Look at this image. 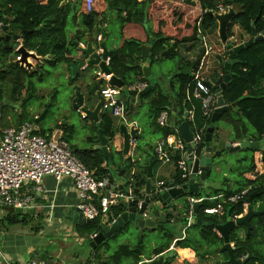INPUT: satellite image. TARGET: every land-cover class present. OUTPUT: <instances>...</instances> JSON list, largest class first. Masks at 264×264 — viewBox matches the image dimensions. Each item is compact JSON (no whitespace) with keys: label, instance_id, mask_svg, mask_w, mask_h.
Masks as SVG:
<instances>
[{"label":"trees","instance_id":"trees-1","mask_svg":"<svg viewBox=\"0 0 264 264\" xmlns=\"http://www.w3.org/2000/svg\"><path fill=\"white\" fill-rule=\"evenodd\" d=\"M184 1L91 0L90 11L93 13L88 15L86 0H77L79 8L74 7L71 3L64 4V0H0V20L5 23V27L1 32L3 34L2 44H0V103L4 100L7 101V105L0 107V120H2L3 115L9 114L10 119L16 123L21 121V124L26 120L35 121L34 116L31 117V120L26 117L27 113L24 111L17 114L13 104L18 103L29 92L32 95L35 94L36 83L45 81L46 75L49 74V70L45 66L55 68L58 63L70 64L76 60L70 49L72 39H69L67 35V23L71 13L72 18L80 16L84 24V30L77 29L75 35L83 36L87 32L88 36H92L88 40L94 41L97 37V30L93 33L94 27L102 25V21L106 20L104 16L102 20L98 21L96 15H105L109 10H112L120 18L121 39L120 46L110 55L108 65L111 72L123 79L127 85L136 82L152 84V88L140 96V101H147L148 124L157 129L163 139L174 133V129L170 126L161 127L157 123L161 111H167L168 117H170L168 107L171 103L169 97L173 95L179 104L184 103L186 110H192V118L188 121L191 131L194 134L200 133L203 135L210 125V119L203 117L200 102L191 95L193 76L180 72L172 75L167 83L170 91L167 92V89L161 86L162 83L158 81L151 82V76H144L139 63L141 60L140 46L142 44L150 45L146 62L151 66L162 60L176 59L181 67L184 63V57L181 55L180 47L190 43L189 48L191 50L192 45L198 43L201 39V35H208L217 31L218 25L214 14L219 11V6L226 7L229 1L238 8V11L228 24V37L233 36L235 26L240 29L242 34L250 35L252 28H254L257 34L264 36V0H192L195 1V4H188ZM121 5L130 11L131 20L129 22L125 20V16H122L123 13L119 9ZM194 25L201 32V35L199 34L200 39L198 38L193 42H182L181 38L190 35ZM24 32L26 34L22 35ZM6 35H22L23 46L27 50H32L37 55L42 56V65H36V69L32 72L20 67L17 62H14L15 53L4 47L9 43ZM204 54L205 49L200 47L196 59L200 60ZM47 55L52 57L44 58ZM228 55V52L225 51L224 58H221L223 64L229 61ZM229 62L230 79L223 90V98L226 104L237 102L242 115L239 117V125L236 117L229 113V115H222V119L231 127L235 138H238V129L240 138L241 134H246L248 126L251 125L256 131L254 138L261 139L263 137L262 121L264 120V38L239 51L236 58ZM197 69L196 67L195 71ZM223 78L224 71L216 80V85H219ZM100 82L103 85L105 84L103 80ZM212 91L215 92L213 89ZM119 104L120 102H117V105ZM131 106V102L128 99L125 100L124 109L130 111ZM84 119L87 118L84 117ZM88 120L89 123L85 126L88 131L85 138L87 145L82 148H77L76 145L72 144L74 125H67L63 128L60 125H55L48 130H41L40 133L44 135L53 132L55 128L61 129L63 132L62 137L69 144L73 154L92 171L96 179H106L108 186H114V179L122 171L121 178L124 179V189L127 192L131 189V196L135 197L137 201L141 200V190L146 181L145 166L149 163L150 158L154 159L156 156L153 154V147L149 145L150 151L148 150L147 157L144 160L128 156L123 164L121 151L117 152L111 143L118 131L113 110H103L99 115L98 124L90 119ZM2 127L6 126L2 125ZM98 128L102 130L103 135L108 139V157L101 150L93 148ZM142 137L139 138L142 139ZM202 146L201 142L195 149V155L200 156ZM134 149L137 151L142 149L140 142H137ZM253 151H258V149ZM167 154L175 166L172 183L181 185L186 180L181 179V171L177 167L180 154L177 151L171 152L170 150H167ZM262 161L264 162V151ZM133 169L134 172L130 174ZM255 169V160L252 156L246 170L239 171L234 188L226 187L222 198L210 199L213 195H217V191L214 189L205 196L187 195V197L202 198V207L196 214L194 222L187 228L188 233L189 228L195 229L199 233L200 240L198 246H192L186 240L178 241L176 246L191 247L196 256L199 257V262L204 264L207 262V255L217 253L222 245V238L214 230L217 223L223 222L227 216L235 217L242 214L244 199L253 192L258 193L253 198V206L257 205L259 210L264 209V184L249 177L253 174L256 175ZM114 188L118 189L115 186ZM230 197L238 198L236 201H229L228 198ZM217 205L222 207L221 215L204 213V208L216 207ZM122 209L123 200L110 208L108 218L111 219L117 216ZM184 209L188 210L187 204ZM8 210L7 215L0 219V229L14 225L30 226L31 221H28L26 214L16 209L13 212L12 209ZM179 213L178 218L182 221V224H188L189 221L186 222V218L181 216V211ZM167 218L169 219L170 215H167ZM253 220L251 221L249 235L245 236L244 240L239 243L240 250L237 256L246 257L250 252L252 256L243 264H264V215L260 219L254 218ZM41 228L40 226H34L31 230L37 232ZM100 228L101 220L99 216L81 230L89 236ZM159 230L162 232L161 237L165 242L155 248L153 254L164 253L163 264H171L173 255L171 251L166 250L169 248L174 234L165 228ZM237 236V233L232 234L230 241L235 240ZM143 244L144 242L141 240L135 248L141 251ZM204 246H206V249H204ZM127 257L134 259L131 264H138L139 257L134 248L128 244H122L105 258L102 264H120ZM39 258L46 260V253L41 254ZM94 258L98 260L97 256H94ZM223 264L229 263L223 262Z\"/></svg>","mask_w":264,"mask_h":264},{"label":"water","instance_id":"water-1","mask_svg":"<svg viewBox=\"0 0 264 264\" xmlns=\"http://www.w3.org/2000/svg\"><path fill=\"white\" fill-rule=\"evenodd\" d=\"M185 3L195 4V1L185 0ZM232 6V7H231ZM232 5L231 2H228L227 11L217 12L215 13V18L217 21V33L220 42L223 46H225L226 51L228 52V60H233L236 58L237 53L244 48L249 47L253 42L263 39L264 36L262 34H257L255 29L252 28L251 34L248 39L244 40V37L241 35L238 43H230L228 42V34L227 28L230 21L233 19L234 15L238 11V8ZM119 9L125 14V19L127 22L131 20L130 11L126 10L125 7L119 6ZM93 12L89 11L88 15H91ZM97 32H99V39L95 41H89L92 36H88L86 38V43L80 45V37L77 36L76 39L72 42L73 47L76 49V58H77V68L87 69L90 67L98 68L97 71L102 73L105 76H109L107 80L100 79V81H105V85L116 87L120 90L126 92L128 96H133L137 100L140 96L151 89V85L146 86L141 90L130 89L127 84H125L124 80L115 76L110 68H109V58L113 52V49L108 48L105 45V36L106 32L103 31L101 25L97 26ZM26 32L22 33L25 35ZM22 35H6V38L9 40V43L4 47L7 49L15 51L20 59L14 62H17L20 67L26 69L29 72H32L36 69V66L33 64V61H36L39 66H41L40 59L41 56H37L34 51L27 50L23 44H20L15 50V42L19 41ZM88 35V34H87ZM199 38V32L197 30V26L194 25L192 29V33L188 36H184L181 38L182 42H192L196 41ZM2 41V36H0V44ZM141 58L146 61L149 55V46L142 44L140 46ZM44 58H47L44 57ZM108 59V60H107ZM226 61L223 67L224 78L222 82L213 86L208 80H206V84L208 87L212 88L216 91V106L217 108L214 110L210 117V126H208L204 132L203 140H202V149L200 152V156L195 155V143L193 142L194 133L191 131L186 117L188 116V112L185 111L184 115L178 118L176 115L173 118H167V123L170 127L175 128L181 138L185 142L186 152L184 157L189 162V167L191 168V176L185 182H183L180 187H174L172 183H167V189L160 191L156 195H153L151 192L152 183V165L153 161H149L146 167V181L144 185V195H142V200L140 204L135 197H132L127 193L122 184L117 186L118 190L125 198L123 201V209L122 211L115 217L111 219L108 218L101 223V228L95 232L96 235L92 238L87 236L88 246L91 249H94L96 245L103 242L105 239L111 238L116 234H127L131 235L134 232L139 233L140 235H144L146 232H154L156 228H166V224L169 223L167 218V212L170 209L171 211L175 210L177 207V202L181 201L187 195L196 194L208 195L211 193L213 184L215 180L217 181L218 177L223 173L226 167H232L233 161L228 159L229 155H237L239 150L246 147H257L258 142L249 141L245 139L244 135L241 134L240 141H238L235 145L232 144L231 138H226L224 136V125H227V122L222 121V115L231 114L232 108L235 106V103L226 104L223 98V90L226 87L227 82L230 79L229 69L230 62ZM199 64V61H195L192 66H185L182 69V74L190 75L191 69L195 68ZM141 68L144 72V76L148 77L149 69L147 66H143ZM90 71V70H89ZM95 76L96 71L94 72ZM94 75L86 72L83 74L81 81L89 83L90 80L94 79ZM101 83V82H100ZM100 85L103 86L101 83ZM95 87L93 86L90 90L89 95H94L93 98L86 99L81 91L76 89L74 91V97L72 99V108L76 111L80 112L83 117L91 119L94 123L99 122V115L102 112L101 107L104 102V98L100 93V89L93 94ZM31 93H28L26 97H23L18 103L14 105L16 109H19L30 97ZM116 99H119V94L115 96ZM173 101H176L172 98ZM175 104L173 103L171 106V110L175 111ZM169 109V107H168ZM45 112L40 114L39 117L35 118V122L38 123L40 119L44 116ZM232 115V114H231ZM233 116V115H232ZM225 123V124H224ZM223 124V125H222ZM262 134L264 136V120L262 122ZM119 134L122 137V147L121 152L124 156L123 164L126 162V157L129 155L130 149L132 147V143H136L139 137L138 129L135 125L126 126L125 123H122L118 127ZM233 137H235L234 132H232ZM96 142L98 143L94 149L101 150L106 157L109 156V148H108V139L103 135V132L100 128L97 130V138ZM236 162L238 160L235 159ZM122 174V171L119 172ZM257 192L250 193L244 199V210L241 216L230 217L227 216L223 222L217 223L214 226L215 232L222 238V246L219 248V252H227L229 255V261L234 262L235 259L233 257V247L231 242L229 241V234L235 230L236 228L244 227L247 235L250 233L251 229V220L252 218L259 219L264 215V209L259 210L255 206H253L252 201ZM202 201V200H201ZM196 201L192 204V220L190 223H193V220L198 213L199 209L202 207V202ZM178 209L181 206L177 207ZM66 218L72 225L83 226L85 224H89L91 221L86 219L82 212L78 210L77 207L73 206L69 208L68 214ZM185 240L196 244V241L190 237L189 235H185ZM136 253L139 257V264H163L164 257L163 255H159L156 259L151 261H146L142 256L140 251L136 250ZM173 256H177V253L174 252ZM251 257V253L241 262L245 263ZM239 264V263H237Z\"/></svg>","mask_w":264,"mask_h":264},{"label":"crops","instance_id":"crops-1","mask_svg":"<svg viewBox=\"0 0 264 264\" xmlns=\"http://www.w3.org/2000/svg\"><path fill=\"white\" fill-rule=\"evenodd\" d=\"M138 1H141V0H138ZM66 3H71V4H73L74 7H76V8L78 7L77 0H64V4H66ZM222 7H223V10H222L223 12L225 10L227 11V9H226L227 6L226 7L222 6ZM222 11H219V12H222ZM69 16H71V18H72V13ZM104 16H105L106 20L102 21L101 27H102L103 31L106 32V36H105V40H104V42H106L109 35H111V33H112L109 30L110 23L111 22L118 23L119 32H120L121 24H120L119 16H117L116 13L112 10H109L105 15H101V14L96 15V20L100 21L103 19ZM122 16H125V14L123 13ZM72 20L74 22V28H73V30L67 32L68 38L72 39V42H73L76 39V37L79 36L80 37V44H85L86 42L84 39H86L88 37L87 32H85V34L83 36L75 35V32L77 29L84 30V24L82 23V18L80 16H77L76 18H72ZM97 26L98 25H96L94 27L93 33L96 32L95 30H97ZM198 32L201 35V32L199 30H198ZM2 35L3 34L0 33V36H2ZM212 35L213 34L201 35L202 36L201 39L199 38L200 40L198 41V43H195L194 45H192L193 48L191 50L189 48L191 46L190 43L189 44L187 43V44L182 45L180 47L181 55L184 57V63L181 65V67H180V65L176 59L175 60L174 59L162 60L161 62L151 66L149 63H147L146 61H144L141 58L139 63L142 64L143 66H147V68L149 69L148 77L151 76V82H157L158 81L159 83H162L163 85H161V86H163L165 89H167V92H168V91H170V88H168L167 83H168L170 77L172 75L178 73V72L182 73V69L185 66H188V67L192 66L193 63L195 61H197L196 54H197L198 50L200 49V47H203L205 49V54L200 60H198L199 64L197 66H195V68L196 67L198 68L197 69L198 72L204 73V75L202 76L203 78L208 80L213 86H217L216 80L218 79L220 74L223 73L224 64H223V61L221 58H224V53H225L226 49H225V46H223L222 43L220 42L217 31H216V38H215L217 40V46L216 47L212 46L210 44L211 41L209 39V36H212ZM241 35L244 37V40L248 39L250 36V35L242 34V32L239 29V39H240ZM83 37H84V39H83ZM98 37H99V32H97V39H98ZM236 38H238V37H236ZM120 39H121V37L119 36L117 44L112 43L110 46H107V47L111 48V49H113V51H115V49L120 46ZM228 39H229V37H228ZM239 39H237V40H239ZM19 42H20V44H22V38L19 39ZM228 42L232 43L229 40H228ZM145 45L149 46V51H150V45L149 44H145ZM70 49H71V52H72V54L76 60L74 59L75 61L70 63V64H65L63 62L60 64H62V66H63V69H62L63 75L69 81L68 84L74 85V88H73L74 91L76 89L81 91L79 89L80 87L77 86L80 83L82 86L88 85L90 83V82L87 83V82L81 81L83 74L86 72L89 73L90 69H93L91 75H94L93 77H94L95 81L102 79L100 77L95 76V73H93V72L98 70V68H96V67H93V68L89 67L88 71H87V69L77 68L76 49L73 47V45L71 46ZM29 51H32V50H29ZM37 56L39 57V55H37ZM44 57H46V56H44ZM51 57L52 56L47 55V58H51ZM170 60L176 61L174 63L176 66L174 67L172 72H169L167 74V77L164 79L163 77L165 76V74H163L162 70L158 67L161 66L162 62L170 61ZM32 62L35 66L38 65L36 61L32 60ZM40 62L42 64V59H40ZM188 63H191V64H188ZM195 68L191 69V73H193V74L195 73L194 72ZM163 69L166 70V68H163ZM143 74H144V72H143ZM75 84H77V85H75ZM139 85H143V87H141L140 89H137V87ZM148 85H151V88H152V84H148L146 82L145 83L144 82H136V83H133L131 85H128V87L130 89L141 90ZM131 87H134V88H131ZM74 91L72 94L73 97H74ZM121 91H123V90L119 89V99H117V101L120 102L119 106L121 107V114L114 115V117H116L117 127H119V125L122 123H125L126 126H128V127L133 124L138 129L139 137L143 136L142 139H140L138 137V140L136 141L135 144L132 143V147L130 149L128 156H133V157H137L138 159L144 160L147 157L146 153L149 150V145L153 147V154L156 155L155 154V147L157 146V144L161 140H164L165 138L163 139L161 137L159 131L157 129H154L153 127H151L148 124V122H149L148 108H147V122H146L147 124H146V127L148 125V129H150V131H147V132L144 131V128L142 126V122L137 117V114H136L137 113V107L139 106L138 103L139 104L145 103L147 105V101L146 100L140 101V98L137 100L133 96H128L125 91H123V92H121ZM215 94H216V91H215ZM171 96H172V98H174L176 100L175 96L170 95V97H169V101L171 103L169 106L170 117H168V118L172 119L173 116H175V115L178 118H180L184 115V112L187 111L188 116L186 117V120H187V122L189 120H191L192 115H193L192 110H190V111L186 110L184 108V103L179 104L177 102V100L173 101V99H171ZM127 97H133V98L129 99ZM127 99L132 104L130 111L124 109V102ZM173 103L176 106L175 111L171 110V106ZM233 103H235V106L232 108L231 114L236 117V115L238 113V104H237V102H233ZM70 104H71V99H70ZM15 111L17 114L21 113L20 110H15ZM161 112H163V111H161ZM167 114H168V112H167ZM241 115H242L241 111L239 110V117H241ZM7 119H10L8 115H7ZM84 120H85V124H84V127H85L86 125H88L89 120H88V118L84 119ZM221 120L224 121L223 119H221ZM26 121H29V120H26ZM20 122L21 121H18V123L14 122L15 125L11 124V125H8L6 127H18L19 125H16V124H20ZM33 122H35V121H33ZM67 123H69L68 119H66V121H64L62 124H59V125L61 127L62 126L64 127L65 125L67 126ZM35 124H37V123L35 122ZM35 127H36V125H35ZM173 129H175V128H173ZM37 130L39 132L41 131L38 128H37ZM53 131H55V129ZM223 131H224V136L226 138H231L233 145H235L238 141H240V138L238 139V138L231 136V135H233V133H232L233 131H232L231 127L228 126V124L226 126L224 125ZM157 134H159L158 135L159 137L156 138L155 136ZM87 135H88V133L86 134L85 138L87 137ZM149 135H153L154 139L151 140V136H149ZM243 135H244L245 139H248L249 141H253V142H258L259 145L257 147H255V146L246 147V148L239 150V152L237 154V156H238L237 163L239 164V161L240 162H242V161L248 162V164L246 165L248 167L249 160L251 159L252 156H254L255 165H256V169H255L256 175L253 174V175H250L249 177L253 180L261 181L264 184V162L262 161V153L264 151V136L262 134L263 137L261 139H255L254 137L256 136V131L251 125L248 126V130H246V134H243ZM73 139H75V137ZM94 142L95 143L93 145V148L98 144L96 142V139L94 140ZM137 142H140V145L142 147V149L139 151L134 149ZM111 143L117 152L121 151L122 137L119 134V131H117V133L113 137V140L111 141ZM82 144L83 145L79 146V142H77V144H73V145L78 146V148L85 147L87 145L86 139H84V142H82ZM254 149H258V151L254 152L253 151ZM171 152H174V151H171ZM240 153H242V156L239 158ZM123 158H124V156H123ZM149 160L153 161L152 171H151V173H152L151 192L153 195H155L154 191L156 189V183L158 181H164L165 183H172L173 175L175 173V166L170 161L169 156H168V158H160L158 155H156L154 157V159L150 158ZM149 160H148V162H149ZM246 168L243 170H246ZM228 170L231 171L232 167L228 168ZM243 170H241V171H243ZM133 172H134V169L132 170V172L130 174H132ZM121 175L122 174H118L117 178L114 179V186L115 187H117L119 184L124 185V179L121 178ZM226 176L227 175H226L225 171H223L222 179H221L222 182L219 184L220 187H214L213 188L214 190L217 191V195H213L212 198H210V199L222 198L224 196V190L226 189V187L232 188V189L234 188L236 181H234V185H233V182H231L230 178L228 176L227 177ZM24 189L31 196V200L29 202L28 207L25 210H20V211L23 214H26L28 216V221H31L30 225L40 226L42 228L37 232L32 231L31 228H29L27 234L24 233L25 234L24 238L26 240V244L24 245L23 252H22V255H24V256H22V258L19 257L20 258L19 261H17L15 259L14 262H26V261H29L33 258H39L41 254L46 253L47 258H51V260H49V261L53 264H102V261L110 255L107 251H104V252L100 251V249L102 248L103 242H104L103 241L100 244L96 245V247L94 249L90 248V253H89V256L87 257L88 259H85V260L79 259V260H76L75 262L70 261V259L72 258L71 256L73 254V249H72L73 245L70 242H68L69 245H67V241L74 240L73 242H75V241H78L79 238H83V237L85 238L88 236L87 233H85V232H83V230H81V228L85 227L87 224H85L83 226L72 225L70 223V221H68L66 218V215L68 214L69 208L73 207V206L76 207V205L79 202L77 192H76L75 187L73 185V182L70 178L62 177L59 180H55L54 178H52L50 176H44V177H42L39 184H35L33 182H28L24 186ZM141 192H142V195H144V187L141 190ZM127 193L129 195H131L132 194L131 189H129ZM122 200L124 201L125 198H123ZM195 200H197L199 202L202 200V198H195ZM184 201H185V205L186 204L188 205V197H185ZM257 204H259V202H257ZM185 205L180 203V201H179V202H177V207L181 206L180 209H178L176 207L175 210L171 211L169 209L167 212V215H170V218L173 217L175 220L174 221L175 223H171L170 225H172V227L178 228L180 233L177 235H174V238L172 239L171 243L169 244V248L166 251H171L172 255L174 252L177 253L176 257L173 256V261L171 262V264H203V263L199 262V257L196 256L195 251L191 247L176 246V243L178 241L185 240L184 239L185 235H189L190 237H192L196 241V244H193L192 242L188 241L192 246H198V241L200 240L199 233L195 229L189 228V233L187 231V228L190 227L192 224V223H190V221L192 220V216L190 218H188L189 219L188 224H182V221H180L179 218L176 219L177 216H175V215L177 213L180 215L179 212L181 211V216H184L186 218V222H187V217L185 216V215H187L186 214L187 210L184 209ZM256 207H257V205H256ZM13 210H15V209H13ZM13 210H12V212H13ZM8 212H9L8 209L7 210H5V209L0 210V219L3 216L7 215ZM216 215H221V214L217 213ZM106 219H107V217L101 216L100 217L101 223L104 222ZM193 222H194V220H193ZM159 229L160 228L155 229V231L159 232L158 235L155 236L154 239L149 240V245H146L144 243L143 244L144 246H143L141 251L139 249L135 248V246L139 242H135L133 244L127 242L124 244H128L131 247H133L135 252H136V250L140 251V253L145 258L146 261H151L153 259H156L159 255L164 254V253H161L159 255L153 254V251L155 250V248H157L159 245H161L165 242L163 240V238L161 237L162 232ZM162 229H164V228H162ZM165 229L169 230L167 228H165ZM195 231L198 233V235L196 233H194ZM3 232H5L7 234L9 232V230H4ZM12 234H13V237L5 238L4 234L2 233L3 237H1V239L4 238L3 241L6 244L7 243L13 244V239L16 237L15 238V240H16L17 237L21 234L19 232H17L16 230L14 232H12ZM116 236H119V234H116L112 238H115ZM30 237L37 238L38 241L31 240ZM55 238H61L60 241H62V242L56 243ZM9 239H10V241L8 242ZM125 240H127V239H125ZM204 249H206V246H204ZM12 255H15V254L12 253ZM94 256H97L98 260H96L94 258ZM4 257H6V256L4 255ZM124 260H126V264H131L132 262H134V259L132 257H127ZM138 264H139V259H138ZM204 264H207V262H205Z\"/></svg>","mask_w":264,"mask_h":264},{"label":"built area","instance_id":"built-area-1","mask_svg":"<svg viewBox=\"0 0 264 264\" xmlns=\"http://www.w3.org/2000/svg\"><path fill=\"white\" fill-rule=\"evenodd\" d=\"M86 8L88 11L91 10V0H86ZM218 8L219 11L223 10L222 6ZM4 27L5 23L0 20V33ZM229 41L233 44L238 43L233 36L229 37ZM19 45V41L15 42L14 50ZM14 53V61L19 60L20 56L15 51ZM194 72V74L192 73L193 87L191 95L200 102L203 117L210 119L217 108L216 94L212 91V88L207 86L206 79L200 76V72L198 70ZM96 75L104 80L109 78V76H105L99 71H96ZM141 87L143 85H139L137 89ZM100 93L104 98L101 110L111 109L113 115L121 114V107L117 105L118 101L115 98L119 94V89L104 85L101 86ZM167 118V112H161L157 118L158 125L161 127L169 126ZM202 136L200 133L194 134L195 149L202 142ZM167 150L177 151L180 154L177 167L181 171V179L187 180L190 178L191 168L184 157L186 152L185 142L176 129H174V133L157 144L155 154L160 158H168ZM44 176H50L55 180L62 177L70 178L79 198L76 207L90 221L99 216L107 217L110 208L122 202L124 198L118 189L107 185L106 179H96L93 176L92 171L73 154L69 144L63 139L59 131L43 135L37 130L34 122L31 121H24L18 127H2L0 124V210H25L29 205L31 196L25 191L24 186L28 182L39 184ZM173 186L180 187V185ZM165 189H167V183L158 181L154 194L156 195ZM237 198L230 197L228 200L236 201ZM141 200H138V204ZM196 201L195 198L188 197L187 215L184 214L187 221L192 216V204ZM203 211L209 215L222 214V207L220 205L206 207ZM175 216L178 219L179 214L177 213ZM174 221L173 217L169 218L170 223H175ZM95 235L96 233H93L89 237L92 238ZM2 264L53 263L36 258L26 262H14L2 256Z\"/></svg>","mask_w":264,"mask_h":264},{"label":"rangeland","instance_id":"rangeland-1","mask_svg":"<svg viewBox=\"0 0 264 264\" xmlns=\"http://www.w3.org/2000/svg\"><path fill=\"white\" fill-rule=\"evenodd\" d=\"M237 8V7H235ZM74 28V22L71 18V16H69L68 18V23H67V32L73 30ZM109 30L112 32L111 35H109L107 41L105 42L106 46H110L112 43L113 44H117L118 43V39L120 36V32H119V27H118V23L115 22H111L109 25ZM212 36H209L210 39V44L212 46H217V40L216 38V31L212 33ZM233 37L236 39V41L238 42L237 39H239V28L237 26H235L233 28ZM238 37V38H236ZM84 39V37H83ZM218 39V38H217ZM85 42L87 41L86 39H84ZM95 41V40H94ZM176 61H164L161 63V66H159L158 68H160L163 72V74H165V76L163 77L164 79L167 77V74L169 72H172V70L174 69V67L176 66L174 63ZM46 69L49 70V74L46 75L45 77V81L41 82V83H36V91L34 95H30V97L28 98V100L19 107V109H16L14 107L15 104H13V108L15 110H20V112L24 111L25 113H27L28 118H30V120L32 119L31 117L35 115L33 114H42L45 112L44 116L40 119V121L35 124L36 127L39 130H48L49 128H52L55 126V124L57 122L60 121V123H62V121H66V119H68L69 123H67V125H74V132L73 135L75 137V139H73L72 144H77V142H79V146L83 145L82 142H84L85 136L88 133L87 130L84 127L85 124V120L82 118V114L80 115L79 112H77L75 109H73L70 106V99L72 97L73 94V88L74 85L71 84L69 85V81L68 79L63 75L62 69L63 66L62 64L58 63V65H56L55 68H49L48 66H45ZM163 68H166V70H164ZM92 70L90 69V73L92 74ZM175 71V70H174ZM94 73V72H93ZM204 73L200 72V76H203ZM34 79V78H32ZM35 80V79H34ZM77 85V84H75ZM83 90V89H82ZM30 93V92H29ZM83 93V92H82ZM26 97V96H24ZM2 105H7V101L4 100L0 103V107ZM46 105V106H45ZM138 107H137V117L141 120L142 122V126L144 128V131H150V129H148V125L146 127V122H147V105L145 103H138ZM45 106V108H44ZM9 115V114H7ZM7 115H3L2 116V120L1 123L2 125L8 126V125H15V123L13 122V120L11 119H7ZM10 118V117H9ZM0 123V124H1ZM1 125V126H2ZM159 134H157L155 137H159ZM151 136V140L154 139L153 135H149ZM73 137V138H74ZM78 148V146H76ZM242 156V153L239 154V158ZM237 155H229L228 159H230V161H233V166H232V170H228L229 167L225 168V173L226 175L230 178L231 182H233L234 185V181H236L238 179V173L239 171L245 169L248 164V162H240L239 164L236 162L235 159H237ZM114 172V171H113ZM226 176V177H227ZM222 179V174L218 177L217 181L215 180V183L213 184L214 187H220V183ZM213 187V188H214ZM212 188V189H213ZM203 196H205V193L202 194ZM185 198L183 197L180 201V203L185 205ZM171 223H167L166 224V228L169 229L174 235L179 234V230L178 228L172 227V225H170ZM34 226L30 225V226H22V225H14V226H9L6 228H1L0 229V264H2V256H6V258H8L11 261H15V259L17 261L20 260V258H22V252H23V248L24 245L26 244V240L24 238L25 234H27L28 229L32 228ZM4 230H9V232L6 234L5 232H3ZM19 232L21 235H19L17 237V239L15 240V238L13 239V244L12 243H5L3 241L4 238L1 239L2 233L4 234L5 238H10L13 237L12 232L14 231ZM134 232L133 234H131L130 236L127 234H119V236H116L115 238H108L105 239L102 245V248L100 249V251H107L109 254H111L112 252H114L116 249H118V247L124 243H135V242H140L141 240H143V242L146 245H149V240L154 239L155 236L158 235V231L155 232H146L144 233V235H140L139 233ZM194 233H196L198 235V233L195 231ZM62 235V234H61ZM31 240H36L38 241L37 238L34 237H30ZM127 239V240H125ZM61 238H55V242L56 243H60L62 241H60ZM10 241V239L8 240V242ZM74 240L71 241H67V245H69L68 242L72 243V249H73V254H72V258L70 259L71 262H75L76 260H85L88 259L87 257L89 256L90 253V247L88 246V240L87 237H83V238H79L78 241L73 242ZM60 245V244H59ZM61 246V245H60ZM65 249V248H64ZM63 249V250H64ZM11 252H10V251ZM15 254V255H12ZM20 257V258H19ZM36 259H40V258H36ZM47 261L51 260V258H46ZM50 262V261H49ZM120 264H126V260H122V262Z\"/></svg>","mask_w":264,"mask_h":264},{"label":"flooded vegetation","instance_id":"flooded-vegetation-1","mask_svg":"<svg viewBox=\"0 0 264 264\" xmlns=\"http://www.w3.org/2000/svg\"><path fill=\"white\" fill-rule=\"evenodd\" d=\"M101 83H100V79L99 80H96L95 81V79H92V80H90V83L88 84V85H85V86H82L81 85V83L79 84V85H77L78 87H80L79 89L81 90V92H83V95L85 96V98L86 99H88L89 97L90 98H93V96L94 95H89L90 94V90L92 89V87L94 86L95 87V89H94V92H93V94H95L96 93V91L98 90V89H100L101 88V86L102 85H100ZM83 89V90H82ZM72 99H73V96H72V98H71V104H70V106L72 107ZM46 106V105H45ZM45 106H44V108H45ZM78 112V111H77ZM80 114V113H79ZM35 115V118L36 117H39L40 116V114L39 113H37V114H34ZM81 115V114H80ZM82 118H84L83 116H82ZM236 119H237V121H238V125H239V105H238V113H237V115H236ZM64 121H62V123H63ZM62 123H60V121L59 122H57L55 125H59V124H62ZM66 126V125H65ZM64 126V127H65ZM63 127V126H62ZM55 131H59L61 134H63V132H62V130L61 129H56L55 128ZM238 139H239V129H238ZM256 207V206H255ZM257 208V207H256ZM258 209V208H257ZM213 215H216V214H213ZM241 216V214L239 215V217ZM254 218H252V220L251 221H254L253 220ZM260 219V218H259ZM169 220V219H168ZM235 233H237V237H236V239L235 240H233V241H230V236L232 235V234H235ZM249 235V234H248ZM247 235V233H246V231H245V228L244 227H241V228H237V230H233L230 234H229V241L231 242V245H232V247H233V257H234V259H235V264H237V263H239V264H243V263H241L248 255H249V253H248V255L246 256V257H240V256H237L238 254H239V250H240V246H239V243H241L243 240H244V237L246 236H248ZM222 246V245H221ZM251 256H252V254H251ZM229 255L227 254V252H217V253H213V254H209V255H207V264H216L217 262H218V264H223V262H228L229 264H234V262H230L229 261Z\"/></svg>","mask_w":264,"mask_h":264}]
</instances>
